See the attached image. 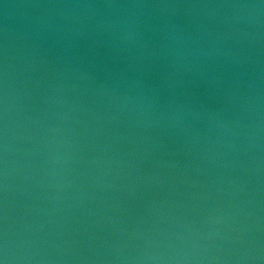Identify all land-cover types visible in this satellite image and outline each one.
<instances>
[{"label":"water","instance_id":"1","mask_svg":"<svg viewBox=\"0 0 264 264\" xmlns=\"http://www.w3.org/2000/svg\"><path fill=\"white\" fill-rule=\"evenodd\" d=\"M0 264H264V0H0Z\"/></svg>","mask_w":264,"mask_h":264}]
</instances>
